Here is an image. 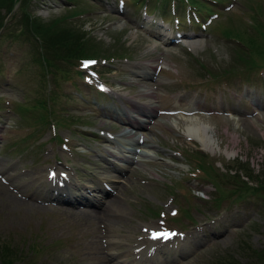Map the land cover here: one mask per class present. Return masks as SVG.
I'll return each instance as SVG.
<instances>
[{"label":"rangeland","instance_id":"rangeland-1","mask_svg":"<svg viewBox=\"0 0 264 264\" xmlns=\"http://www.w3.org/2000/svg\"><path fill=\"white\" fill-rule=\"evenodd\" d=\"M256 1L252 0L247 4L246 0H238L232 11L221 14L206 34L193 39L194 41L188 40L184 47L190 54L176 46L164 47L161 43L157 44L153 35L141 36L134 29L135 23L129 24L130 20L126 19L125 15L117 14L114 9L108 12L103 6V0H35L29 4V12L34 18L38 17L43 25H47L51 19L67 15L72 11V7L75 11L87 12L69 23L87 40L83 46L89 51L82 57L95 55L96 58H108L106 56L117 55L125 56L126 60H114L107 66L104 63V67L98 63L96 67L103 80L113 89L114 93L110 98L94 96L90 88L82 83L84 73L78 77L71 71V65L68 67L69 74L63 78L65 67L59 59L55 61L51 76L52 86L50 85L47 91V83L42 85L39 81L40 69L32 50V44H38V41L26 34L21 40L12 38L13 30L16 29L14 26L9 27L11 33L5 34L0 40V245L5 243L11 255L15 254L20 258L16 257L12 264H96L102 258L96 261L92 254L99 245H105L106 239L103 235L106 233H100L105 224L109 226L110 233L116 234L114 253H129L131 245L137 241V233L141 234L140 226L154 228L157 222L155 212L166 214L165 210L160 209L173 190H177V193L174 194L175 197H170L171 202L174 204L175 200V205L183 209L186 216L176 218L172 222L166 221L168 227L187 228L190 222L202 224L219 214L227 216L224 215L223 221L240 224L234 227L231 235L224 233L219 238L224 236V239L209 248L200 247V252L193 255L190 254L196 252L197 248L187 251L181 259V264H211L214 259L223 256H232L239 264H246L240 255L242 248H264V221L260 220V213L246 215L244 211H237L231 201H222L216 205L211 201L216 191L218 195L224 191H233V180L219 179L221 174L225 175L228 170L231 174L235 172L232 176H240L248 185L255 184L254 175L258 169H262L263 171H260L264 173V114L259 119L247 118L245 121L213 115L191 120L181 117L163 119L158 128L147 134V149L141 165L137 166L133 173H129L124 182L122 178L125 175L122 176L120 182L123 183L115 187L116 200L112 201L110 206L113 203L114 205H105L106 212L90 210L95 214L85 215L82 212L89 210L80 207L64 206L58 209L41 203L39 197L46 184L44 181L47 170L54 169L57 175L58 171L63 170L61 164L64 163L72 166L77 180L81 182H88L95 176L101 178L109 175L103 174L93 165L92 157L80 154L85 153L92 142L83 135L78 140L74 135L78 129L75 125L82 124L115 132L122 129L120 125L104 119L103 111L106 112L112 104L119 117H122L120 110L126 101L128 106L131 101L136 107L139 106V99L149 102L152 96L148 97L137 86V81L141 80L137 75L146 73L142 70L143 66L154 64L163 51L166 54L168 72L163 77H179L183 83L201 80L208 84L207 87L215 89L217 85L199 79L198 74L206 76V72L211 68L220 71L221 68L231 67L240 63L238 57L247 58L249 53L255 62H263L264 48H260L257 37L258 28L264 29V24L260 25L255 16L257 13L252 8L249 10ZM126 3V9L130 12L128 17H140L142 9L135 7L130 0H126ZM13 11L16 13L15 8ZM260 11L264 16V4ZM260 11L258 10V13ZM110 26V31L104 33ZM225 31L239 40L244 36L250 49H244L232 39H225L222 36ZM75 63L76 60L72 62L73 65ZM7 77L8 84L5 85L3 81ZM163 77L151 85L147 82L148 79L141 80L140 84H145L148 90L152 85L157 86V91L162 96V105L165 107L171 104L172 96L178 93L175 91L179 86ZM242 78L243 75H239L229 88L239 94L246 91L247 94L243 96L250 104L254 101L248 92L254 91L264 96V85L258 87L254 83L259 80L256 74L251 73L248 76L251 82L241 86L240 82H245ZM166 84L171 85L169 92L166 90ZM55 90L58 93L56 103L44 113L48 121L54 118L55 129L51 132L49 125L35 120L41 113H38L37 105H31L40 95L45 97L49 94L54 97ZM178 94L183 95L181 101L184 104L190 99H195L193 94ZM218 95L217 91L214 93L212 90H200L198 103L216 106L213 112L219 114L218 111L222 108L214 102H219ZM3 101L8 103L7 108L3 106ZM222 101L224 105H228V109H241L246 112L253 109L246 108L244 102L227 97L222 98ZM19 102L24 104L17 107V112L15 105ZM29 108L34 110L32 114L28 112ZM193 122L211 130L209 134L213 137L211 144L216 150L215 154L210 155L200 144L197 145L192 139L180 135L185 134L186 126ZM80 134H84L82 128ZM52 136L56 137L55 142ZM60 136L63 139L69 138L66 145L67 148L71 147L72 155L60 147L62 143L65 144L63 140L60 141ZM93 138L97 139L95 136ZM15 144L16 151H13ZM189 152L202 158L207 165L209 179L201 177L190 180L188 171L191 167L186 157ZM68 154L72 156L70 160ZM245 164H249L254 172L249 174L242 166ZM243 171L251 177L250 181L246 179ZM2 179H6L3 180L5 183ZM262 182L264 183V176ZM182 193L185 195L177 196ZM260 193L261 201L264 202V186ZM249 218H253L254 225L247 224ZM111 222H114V225L110 226ZM227 227L229 224H220L217 230L223 231ZM103 256L105 264H109L104 254ZM171 262H174V259H171L169 264Z\"/></svg>","mask_w":264,"mask_h":264},{"label":"trees","instance_id":"trees-1","mask_svg":"<svg viewBox=\"0 0 264 264\" xmlns=\"http://www.w3.org/2000/svg\"><path fill=\"white\" fill-rule=\"evenodd\" d=\"M31 1L32 0H0V38L2 39L5 34H10L9 27L12 26L16 27V29L13 30L12 38L21 40V37L26 35L35 38L39 44H32V50L34 53L36 52L35 62H40L38 65L41 72L52 75L56 60L59 59L63 61V63L71 64L70 61L72 59L82 57V54L84 55L89 50L84 48L81 41V33L73 25L55 19L51 20L47 25H43L37 18H34L32 13L28 10ZM16 3L17 8L14 14L12 10ZM76 13L77 12H71L70 16ZM223 35L228 36L229 34L225 31ZM246 47L250 49V46L247 44ZM238 60H240V63L235 65H242L246 69L255 68L263 64V62H255L251 58L250 53L247 58L238 57ZM42 78L43 77H41V79ZM53 101L54 97L49 94L45 97L40 96V98L36 100L35 103L42 114L35 120L41 123L48 121L44 113L48 108L52 109L51 106L54 104L50 105L48 103ZM11 254L10 249L5 243L0 245V259H2V264H11L12 260L16 257L15 254Z\"/></svg>","mask_w":264,"mask_h":264},{"label":"bare ground","instance_id":"bare-ground-1","mask_svg":"<svg viewBox=\"0 0 264 264\" xmlns=\"http://www.w3.org/2000/svg\"><path fill=\"white\" fill-rule=\"evenodd\" d=\"M135 67V66H134ZM145 78H142V80ZM142 82V81H141ZM148 82V81H147ZM144 83V82H143ZM148 84V83H147ZM151 85V84H150ZM147 95V94H146ZM127 100V99H126ZM132 106H134V103H131ZM188 120L194 119V118H187ZM188 134V136H193L195 138V140L198 141V143L202 146V149L209 153L210 155H213L216 153L215 148H213V137L211 134V130L206 129L205 127L201 126L198 122H193L190 125L186 126V130H185ZM147 140V139H146ZM10 182V181H8ZM11 186V185H10ZM15 186V185H14ZM17 188V187H15ZM20 192V191H19ZM6 194V193H5ZM5 197V196H4ZM19 203V202H18ZM21 203V202H20ZM112 204V202L110 203ZM30 205V204H29ZM114 205V203H113ZM112 205V206H113ZM110 206V207H112ZM21 207V205H20ZM97 209L102 208V206H97ZM106 210V208H105ZM94 217V216H93ZM114 225V222L110 223V226ZM109 229V227H108ZM108 243V247L111 248L114 245H112V243L110 241L107 242ZM118 244V243H117ZM116 245V244H115ZM111 254V256H113V254L111 252H108Z\"/></svg>","mask_w":264,"mask_h":264},{"label":"snow or ice","instance_id":"snow-or-ice-1","mask_svg":"<svg viewBox=\"0 0 264 264\" xmlns=\"http://www.w3.org/2000/svg\"><path fill=\"white\" fill-rule=\"evenodd\" d=\"M92 63H94V62H92ZM84 67H88V63H85V64H84ZM154 238H155V237H154Z\"/></svg>","mask_w":264,"mask_h":264}]
</instances>
